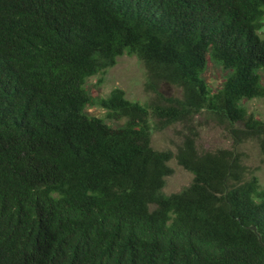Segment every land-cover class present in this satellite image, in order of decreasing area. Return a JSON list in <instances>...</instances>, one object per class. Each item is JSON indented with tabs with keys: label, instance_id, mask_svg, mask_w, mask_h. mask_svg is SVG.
<instances>
[{
	"label": "trees",
	"instance_id": "obj_1",
	"mask_svg": "<svg viewBox=\"0 0 264 264\" xmlns=\"http://www.w3.org/2000/svg\"><path fill=\"white\" fill-rule=\"evenodd\" d=\"M263 21L264 0H0V264H264V188L233 150L199 151L194 122L252 138L264 162L244 105L264 99ZM124 54L149 102L87 89ZM175 124V154L154 149ZM173 158L192 181L168 195Z\"/></svg>",
	"mask_w": 264,
	"mask_h": 264
},
{
	"label": "rangeland",
	"instance_id": "obj_2",
	"mask_svg": "<svg viewBox=\"0 0 264 264\" xmlns=\"http://www.w3.org/2000/svg\"><path fill=\"white\" fill-rule=\"evenodd\" d=\"M260 34L264 35V21ZM203 77L209 87L216 91L221 88L225 80V73L220 67L210 63ZM146 80L147 73L144 65L135 56L124 54L104 75L88 79L87 89L95 97L105 98L112 90L119 88L125 92L128 100L146 103L152 100L154 95L146 89ZM158 90L166 97L181 96V91L178 88L167 84H161ZM244 105L248 113L264 121V99H253L245 102ZM86 112L91 116L105 117L104 111L97 106L87 107ZM194 122L201 124L198 127L196 140L199 151L233 150L242 163L258 177L261 186L264 188V162L255 140L247 138L240 141L233 133L235 129H231L227 125L220 126L215 121L207 119L205 115L196 117ZM236 129L244 130L242 126L236 127ZM183 133L184 130L179 124L169 126L161 131H154L151 137V145L156 150H170L175 154L177 147L181 144ZM168 166L171 169V174L165 179L163 191L170 195L187 187L192 181V175L180 167L174 158L169 161Z\"/></svg>",
	"mask_w": 264,
	"mask_h": 264
},
{
	"label": "water",
	"instance_id": "obj_3",
	"mask_svg": "<svg viewBox=\"0 0 264 264\" xmlns=\"http://www.w3.org/2000/svg\"><path fill=\"white\" fill-rule=\"evenodd\" d=\"M250 229H251L252 231L256 232L255 227H250ZM259 240H260V238H259Z\"/></svg>",
	"mask_w": 264,
	"mask_h": 264
}]
</instances>
